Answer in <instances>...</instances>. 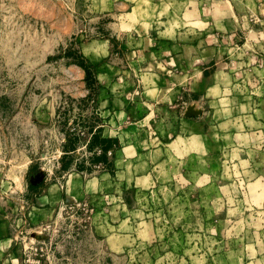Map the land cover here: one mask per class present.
Segmentation results:
<instances>
[{"label":"rangeland","instance_id":"1","mask_svg":"<svg viewBox=\"0 0 264 264\" xmlns=\"http://www.w3.org/2000/svg\"><path fill=\"white\" fill-rule=\"evenodd\" d=\"M182 1L0 0V264H240L264 255V63L239 90L260 99L239 109L260 116L241 126L262 132L214 136L208 158L158 168L152 188L115 184L133 173L117 174L123 158L103 141L113 128L101 125L113 97L140 96L128 53L145 46L139 37L181 28ZM202 1L228 14L220 0ZM136 121L116 118L127 142Z\"/></svg>","mask_w":264,"mask_h":264},{"label":"crops","instance_id":"2","mask_svg":"<svg viewBox=\"0 0 264 264\" xmlns=\"http://www.w3.org/2000/svg\"><path fill=\"white\" fill-rule=\"evenodd\" d=\"M182 2L184 12L177 17L183 23L181 28L166 25V29L151 38L139 37L145 46L138 44L128 53L132 58L129 85L135 92L139 88L142 91L140 96L113 97L114 105L107 110V116H111L109 125H101L105 129L113 128L111 135L120 141L116 153L121 152L123 159L122 170L117 174L126 173L125 168L133 173L132 178L112 177L119 187L133 184L139 188L154 187L159 181L155 175L158 168L171 173L187 156L194 160L208 158L212 153V144L208 142L214 136L243 137L262 132L243 123L241 126L250 116H260L255 114L258 108L253 111L251 107L250 115L239 109L249 99L256 105L260 99L243 96L239 90L248 81L249 71L260 70L264 63V50H257L264 38V0H220L228 9L224 15L216 8L215 1L209 3V9L203 6L208 5L207 1ZM122 25L116 22L112 26V36L120 37L125 31ZM238 39L243 41L242 45L236 43ZM249 42L252 49L245 46ZM193 103H197L200 111L186 114L188 104ZM121 117L137 120V126L129 127L134 136L128 142L122 125L116 123V118ZM146 124L155 128L152 131L142 128ZM236 125L240 128L234 130ZM141 133L146 139L139 137ZM219 147L228 158L232 145ZM222 161L224 165L230 163L226 158ZM102 178L108 176L96 177L91 182L99 184ZM240 260V264H260L264 255L243 256Z\"/></svg>","mask_w":264,"mask_h":264},{"label":"trees","instance_id":"3","mask_svg":"<svg viewBox=\"0 0 264 264\" xmlns=\"http://www.w3.org/2000/svg\"><path fill=\"white\" fill-rule=\"evenodd\" d=\"M103 141L106 144H109L111 142L116 148L120 147V141H119L118 138H110V137H108V138H104Z\"/></svg>","mask_w":264,"mask_h":264},{"label":"water","instance_id":"4","mask_svg":"<svg viewBox=\"0 0 264 264\" xmlns=\"http://www.w3.org/2000/svg\"><path fill=\"white\" fill-rule=\"evenodd\" d=\"M188 115H192L194 112L192 110H188ZM31 182L34 184L35 182L33 180H31Z\"/></svg>","mask_w":264,"mask_h":264}]
</instances>
